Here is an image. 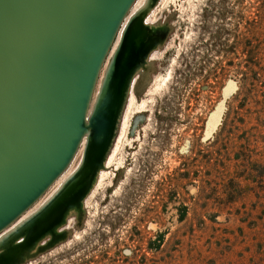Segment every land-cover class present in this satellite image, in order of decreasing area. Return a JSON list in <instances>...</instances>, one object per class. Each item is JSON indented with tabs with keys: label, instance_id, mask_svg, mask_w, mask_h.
Wrapping results in <instances>:
<instances>
[{
	"label": "rangeland",
	"instance_id": "1",
	"mask_svg": "<svg viewBox=\"0 0 264 264\" xmlns=\"http://www.w3.org/2000/svg\"><path fill=\"white\" fill-rule=\"evenodd\" d=\"M145 25L153 49L92 190L10 264H264V0H158Z\"/></svg>",
	"mask_w": 264,
	"mask_h": 264
},
{
	"label": "water",
	"instance_id": "2",
	"mask_svg": "<svg viewBox=\"0 0 264 264\" xmlns=\"http://www.w3.org/2000/svg\"><path fill=\"white\" fill-rule=\"evenodd\" d=\"M136 1L0 0V235L52 188L84 144L77 171L0 243V264L54 236L92 190L132 80L153 49L145 18L158 0L126 22Z\"/></svg>",
	"mask_w": 264,
	"mask_h": 264
},
{
	"label": "flooded vegetation",
	"instance_id": "3",
	"mask_svg": "<svg viewBox=\"0 0 264 264\" xmlns=\"http://www.w3.org/2000/svg\"><path fill=\"white\" fill-rule=\"evenodd\" d=\"M264 251V250H263ZM263 256H264V252H263V254H262Z\"/></svg>",
	"mask_w": 264,
	"mask_h": 264
}]
</instances>
